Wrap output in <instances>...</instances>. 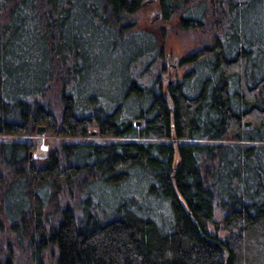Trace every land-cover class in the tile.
Masks as SVG:
<instances>
[{
    "label": "trees",
    "instance_id": "trees-1",
    "mask_svg": "<svg viewBox=\"0 0 264 264\" xmlns=\"http://www.w3.org/2000/svg\"><path fill=\"white\" fill-rule=\"evenodd\" d=\"M144 1L0 0V264H264V0Z\"/></svg>",
    "mask_w": 264,
    "mask_h": 264
},
{
    "label": "rangeland",
    "instance_id": "rangeland-1",
    "mask_svg": "<svg viewBox=\"0 0 264 264\" xmlns=\"http://www.w3.org/2000/svg\"><path fill=\"white\" fill-rule=\"evenodd\" d=\"M135 20L137 23V30H145L149 28H156L157 30L166 29L168 34L162 44L163 54L159 59L158 64H153L150 67L149 72L144 75L145 80L147 82L151 80L152 75L158 74L157 67L161 64L164 65L165 69L160 73V80L162 81V86L165 87L167 81L176 82L186 71V68H178L176 70L170 69L169 66L173 64L174 58L182 59L186 54L194 51L198 48V44L196 43L195 35L193 33L185 34V33H176L173 31L174 22L171 23H163L157 19V8L156 5L153 4H145L143 9H141L135 16ZM170 55L169 66L165 65V55ZM90 133H95L92 130ZM10 139V138H4ZM31 140L37 141V146L35 150L31 153V158L35 161H40L46 156L50 151V147L54 142H57L58 139L47 137L43 135H37V137H31ZM92 137H89L91 140ZM178 161L176 158L175 162ZM109 200L106 199V206L110 207ZM215 221H220L222 219V215L219 213H215L214 216ZM223 235V234H222Z\"/></svg>",
    "mask_w": 264,
    "mask_h": 264
},
{
    "label": "water",
    "instance_id": "water-1",
    "mask_svg": "<svg viewBox=\"0 0 264 264\" xmlns=\"http://www.w3.org/2000/svg\"><path fill=\"white\" fill-rule=\"evenodd\" d=\"M157 0H145L144 1V4H153L155 3ZM158 19V17H157ZM167 56V61L169 59V55H166ZM170 69H173V70H176L177 69V61L176 59L174 60L173 64L169 66ZM140 125V122H136V126H139ZM245 127L249 128L251 126V123L250 122H246L244 124ZM45 132V128L44 127H39L37 128L36 130V134L37 135H43ZM93 135H96L95 133H93Z\"/></svg>",
    "mask_w": 264,
    "mask_h": 264
},
{
    "label": "flooded vegetation",
    "instance_id": "flooded-vegetation-1",
    "mask_svg": "<svg viewBox=\"0 0 264 264\" xmlns=\"http://www.w3.org/2000/svg\"><path fill=\"white\" fill-rule=\"evenodd\" d=\"M166 55H168V54H166ZM165 55V65H167V66H169V62H170V55H169V59H168V61H167V56ZM176 59V61H177V69L179 68V66H178V64H179V59H177V58H174V60ZM171 82H169V81H167V84L169 85ZM96 134V133H95Z\"/></svg>",
    "mask_w": 264,
    "mask_h": 264
}]
</instances>
